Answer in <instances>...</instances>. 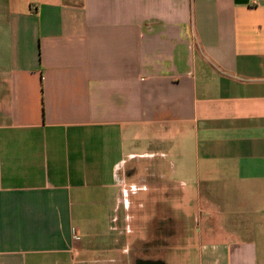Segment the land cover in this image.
Segmentation results:
<instances>
[{
  "label": "crops",
  "instance_id": "crops-1",
  "mask_svg": "<svg viewBox=\"0 0 264 264\" xmlns=\"http://www.w3.org/2000/svg\"><path fill=\"white\" fill-rule=\"evenodd\" d=\"M0 264H264V0H0Z\"/></svg>",
  "mask_w": 264,
  "mask_h": 264
}]
</instances>
